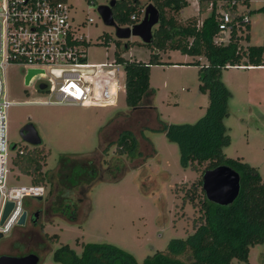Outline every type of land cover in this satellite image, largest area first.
I'll return each mask as SVG.
<instances>
[{
	"label": "rangeland",
	"instance_id": "374dc122",
	"mask_svg": "<svg viewBox=\"0 0 264 264\" xmlns=\"http://www.w3.org/2000/svg\"><path fill=\"white\" fill-rule=\"evenodd\" d=\"M68 1L73 4L75 19L93 18L83 28L90 37L88 60L111 61L117 39L121 42L117 50L124 57L148 60L151 48L139 36L118 38L114 26L103 22L97 5L108 0ZM139 2L144 7L152 1ZM263 4L264 0H250L242 6L250 18V39L242 40L244 45L264 44V12L258 10ZM165 11L166 15H174L178 23H186L193 17L200 23L209 8L200 12L198 1L191 0L181 11L167 8ZM125 42L128 47L123 45ZM160 59L163 63L150 67L153 107L135 109L124 101L122 64L116 70L119 82L116 103L94 106L22 102L46 98V93L25 86L23 67H7L9 96L20 101L9 105L7 110L11 153L18 147L42 148L45 162L41 170L46 176L42 184L46 192L41 198L25 197L26 223L14 226L8 235L0 237V254L35 252L39 255L37 264H62L53 258L60 244L67 243L80 254L83 242L95 241L114 243L141 261L156 250H164L172 237H185L193 231L192 220L200 211L203 193L199 187L196 189L194 206L188 199L189 188L202 177L207 161L196 169L184 167L178 144L170 141L158 126L163 122L196 121L205 112L208 96L198 88V65L187 63L193 60L191 55L169 49L161 52ZM222 80L232 92L229 115L224 120L230 142L223 150L227 156H240L256 166L264 177V67H227L222 70ZM25 122L35 125L42 139L40 144L22 138L19 129ZM124 129L130 130L139 141L140 149L131 155L116 150L115 141ZM60 157L77 163L95 162L98 168L91 181L76 184L73 192L65 191L63 199L58 198L62 190L58 178ZM8 183L29 185L31 174L13 164ZM58 201L64 204L59 205ZM37 209L35 225L31 213ZM29 230L32 233L27 236ZM45 233H58L59 238L46 240ZM232 264H264V242L250 247L248 262L233 259Z\"/></svg>",
	"mask_w": 264,
	"mask_h": 264
},
{
	"label": "trees",
	"instance_id": "16d2710c",
	"mask_svg": "<svg viewBox=\"0 0 264 264\" xmlns=\"http://www.w3.org/2000/svg\"><path fill=\"white\" fill-rule=\"evenodd\" d=\"M150 1L159 9L160 18L157 26L153 27L151 41L145 43L151 48L148 60L126 58L117 49L114 51L117 61L123 62L124 66V101L134 109L153 107L150 65L163 63L161 52L169 49L191 55L193 60L187 63L198 65V88L208 96L205 112L194 122H163L158 129L178 144L184 167L196 169L198 164L207 161L204 169L227 164L237 170L240 175L239 192L227 204L211 201L206 198L199 178L192 184V189L189 188L188 199L194 206L196 189L199 187L203 193L200 211L192 220L193 231L185 237H172L164 250H156L141 261L114 243L95 241L83 242L80 254L69 244L62 243L55 248L53 258L62 264H232L233 259L248 262L250 247L264 242V177L256 166L240 156H227L223 150L230 142L224 120L229 115L228 101L232 92L222 80V70L229 65H264V44H242V40L247 42L250 39L249 23L244 27H234L226 43L216 41L220 35L218 10L223 7L233 12L235 4L231 6L232 0H198L200 12L209 8L200 23L195 17L186 23H178L174 15H166V8L177 12L188 5L189 0ZM249 1L236 0L247 5ZM142 8L139 0H116L112 7L113 16L119 25H129L135 22L131 14L141 15ZM258 10L264 12V4ZM120 43L117 39V46ZM123 45L128 47V42ZM115 142L119 154L131 155L140 149L138 139L128 129L122 130ZM44 158L42 148L35 146L22 154L16 153L13 163L24 173L31 174L33 183H42L46 180L41 170ZM97 170L95 162L77 163L60 157L58 178L62 190L58 198H62L65 191L73 192L76 184L91 181ZM63 202L58 201L59 205ZM44 236L50 241L59 238L58 233H45Z\"/></svg>",
	"mask_w": 264,
	"mask_h": 264
},
{
	"label": "built area",
	"instance_id": "2783aa9c",
	"mask_svg": "<svg viewBox=\"0 0 264 264\" xmlns=\"http://www.w3.org/2000/svg\"><path fill=\"white\" fill-rule=\"evenodd\" d=\"M232 4H235L233 12L223 7L218 10L220 35L216 41L219 43L229 40L234 27L250 24L248 13L242 8L247 4L236 0H232ZM72 9L73 4L68 0H0V232L3 234H9L18 225L17 219L26 209V196L42 197L46 192L42 183H8L13 157L27 149L18 147L15 153H11L9 146L7 110L9 105L20 101L12 100L9 96L7 67H23L25 86L46 93V98L22 102L94 106L114 105L117 101L119 82L116 70L118 65L123 66V62L117 61L115 53L111 61L88 60L90 37L83 28L93 18L87 16L75 19ZM143 11L144 7L141 14ZM130 17L137 22L141 15L133 12ZM116 49L115 43L114 51ZM30 67L42 68L44 73L26 83L25 75ZM40 83L45 86L40 88ZM7 200L12 201L13 205L1 221Z\"/></svg>",
	"mask_w": 264,
	"mask_h": 264
},
{
	"label": "water",
	"instance_id": "95a60500",
	"mask_svg": "<svg viewBox=\"0 0 264 264\" xmlns=\"http://www.w3.org/2000/svg\"><path fill=\"white\" fill-rule=\"evenodd\" d=\"M116 0H108L107 3L97 5V10L107 25L114 26L115 35L118 38H129L131 35L139 36L143 42L148 43L152 38L153 26L158 23L160 18L159 9L152 3L148 2L144 6L143 15L139 21L130 25H119L113 16L112 7ZM42 68L30 67L25 75V82L30 83L36 76L43 74ZM40 88L45 86L44 83L39 84ZM22 138L32 144H40L41 136L39 135L35 125L32 122H25L19 129ZM202 189L207 199L220 203L227 204L232 202L237 196L240 188V175L237 170L227 164H219L217 166L206 168L202 172ZM37 198H41L38 196ZM13 202L7 200L1 216V221L10 211ZM39 209L31 213V220L37 221ZM27 209H23L17 219L18 225L26 223ZM8 235L0 232V237ZM39 255L35 252H30L23 255H14L8 253L0 254V264H37Z\"/></svg>",
	"mask_w": 264,
	"mask_h": 264
},
{
	"label": "crops",
	"instance_id": "0c3cea01",
	"mask_svg": "<svg viewBox=\"0 0 264 264\" xmlns=\"http://www.w3.org/2000/svg\"><path fill=\"white\" fill-rule=\"evenodd\" d=\"M198 1V0H197ZM191 0H189V3L190 4ZM196 2V0H195ZM187 6V5H186ZM182 9V8H181ZM181 9L179 11H181ZM190 16V15H189ZM188 17V16H187ZM167 51V50H166ZM186 54V53H185ZM147 61V60H146ZM158 64V63H157ZM152 65V64H151ZM150 65V67H151ZM228 67H243L242 65L241 66H237V65H229ZM250 68H253V67H264V65H257V66H248ZM264 86V85H263ZM256 87H258V85H256ZM65 105H68V104H65Z\"/></svg>",
	"mask_w": 264,
	"mask_h": 264
},
{
	"label": "flooded vegetation",
	"instance_id": "af4514ba",
	"mask_svg": "<svg viewBox=\"0 0 264 264\" xmlns=\"http://www.w3.org/2000/svg\"><path fill=\"white\" fill-rule=\"evenodd\" d=\"M74 204H76V203H74V202H72V205H74ZM33 224H37V221H35V222H33ZM32 233V230H29L27 233H26V235L28 236H30V234Z\"/></svg>",
	"mask_w": 264,
	"mask_h": 264
}]
</instances>
